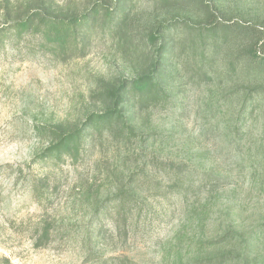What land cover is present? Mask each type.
I'll list each match as a JSON object with an SVG mask.
<instances>
[{
	"label": "rangeland",
	"instance_id": "1",
	"mask_svg": "<svg viewBox=\"0 0 264 264\" xmlns=\"http://www.w3.org/2000/svg\"><path fill=\"white\" fill-rule=\"evenodd\" d=\"M45 1L79 12L93 4ZM150 2L129 0L139 31ZM210 2L214 35L194 22L174 30L168 99L91 125L74 153L50 151L54 132L112 106L109 86L144 68L141 36L128 41L102 18L66 49L14 28L0 36V264H203L197 250L229 223L263 231L252 255H264V110L241 79L257 71L249 45L264 54V0ZM29 4L42 8L0 0L1 32ZM192 8L195 19L207 14Z\"/></svg>",
	"mask_w": 264,
	"mask_h": 264
},
{
	"label": "trees",
	"instance_id": "2",
	"mask_svg": "<svg viewBox=\"0 0 264 264\" xmlns=\"http://www.w3.org/2000/svg\"><path fill=\"white\" fill-rule=\"evenodd\" d=\"M34 1L40 3L42 8L29 4L23 17L7 18L10 20L7 21L5 29L2 32L0 30V36L5 35V31L14 28L21 35L38 33L48 43L66 49L72 41L79 42L85 27L94 30L96 23L102 18L103 24L110 22L116 24L113 27L114 32L124 33L128 41L133 42V31L136 30L135 33L141 36V44H144L142 46L138 44L137 49L142 51L145 58L144 68H146H137L126 80L109 86L106 90V98L112 106L105 112L90 117L82 127L67 131L56 130L54 135L57 143L49 148L50 151L69 149L68 151L73 153L78 152L77 142L91 125L105 122L113 126L115 122L127 118L126 106L144 104L148 101L155 104L166 101L168 94L165 85L171 74L168 70L171 65L168 59L176 52L177 44L174 41V30L194 22L197 27H203L210 35H214L220 23L216 8H213L210 0L201 2L198 0H151L149 4H146L148 15L140 31L135 26V19L132 18L129 0H116L117 4L114 7L102 0H93L90 9L80 12L75 7L72 8L70 4L55 6L45 0ZM194 2H199L201 8L207 10L206 16L201 17V20L193 17L191 9H193ZM257 20L262 24L257 26L262 28L264 34V12L257 17ZM111 27L108 29L111 30ZM134 39L136 40L135 37ZM261 39L264 41V36ZM151 49H153L152 52ZM258 49L260 47L253 44L246 49L248 56L259 59V62L256 64L255 73L241 79L248 82L250 88L257 92V107L264 110L261 100V98L264 99V54L262 55ZM129 129L131 135L134 132L133 126L130 125ZM230 224L228 225L230 230L227 233L225 231L218 243L212 246L214 249L205 250L203 253L197 250L198 254L195 259L203 255V258L197 259V262L203 264H264V255L256 258L252 255L254 244L259 243L263 231L253 229L250 233L242 231L236 233L235 227L231 228ZM220 243L225 245L218 246Z\"/></svg>",
	"mask_w": 264,
	"mask_h": 264
}]
</instances>
